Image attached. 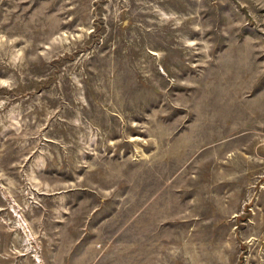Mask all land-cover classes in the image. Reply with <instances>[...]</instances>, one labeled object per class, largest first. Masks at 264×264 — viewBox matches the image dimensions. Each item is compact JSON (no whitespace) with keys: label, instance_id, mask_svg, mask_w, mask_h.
Segmentation results:
<instances>
[{"label":"rangeland","instance_id":"374dc122","mask_svg":"<svg viewBox=\"0 0 264 264\" xmlns=\"http://www.w3.org/2000/svg\"><path fill=\"white\" fill-rule=\"evenodd\" d=\"M0 264H264V0H0Z\"/></svg>","mask_w":264,"mask_h":264}]
</instances>
